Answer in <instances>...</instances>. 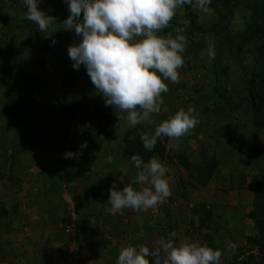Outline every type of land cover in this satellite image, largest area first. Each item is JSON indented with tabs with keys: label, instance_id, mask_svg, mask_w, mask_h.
I'll return each mask as SVG.
<instances>
[{
	"label": "rangeland",
	"instance_id": "obj_1",
	"mask_svg": "<svg viewBox=\"0 0 264 264\" xmlns=\"http://www.w3.org/2000/svg\"><path fill=\"white\" fill-rule=\"evenodd\" d=\"M213 2L203 12L193 0L162 30L174 37L190 18L206 29L185 30L181 80L165 81L169 91L151 116L158 123L192 106L199 123L178 143L161 136L163 156L130 149L125 156L124 139L136 148L156 123L130 126L127 113L105 106L85 67H72L67 48L81 38L62 26L65 0L38 4L57 18L43 33L25 18L24 0H0V264H115L122 247L153 250L170 233L177 245L219 249L220 264L260 263L246 239L256 232L248 218L258 191L252 180L264 175V126L253 125L248 103L250 78L264 70V34L254 27L262 21L248 7ZM90 97L93 104L77 106V98ZM79 151L78 159L65 158ZM133 155L167 165L172 195L147 211L109 214L114 181L117 190L141 187L133 183L139 170L125 158ZM179 156L194 166L212 162L210 182L191 178Z\"/></svg>",
	"mask_w": 264,
	"mask_h": 264
},
{
	"label": "clouds",
	"instance_id": "obj_2",
	"mask_svg": "<svg viewBox=\"0 0 264 264\" xmlns=\"http://www.w3.org/2000/svg\"><path fill=\"white\" fill-rule=\"evenodd\" d=\"M42 2L24 0L25 18L43 33L57 18L39 9ZM65 3L69 15L62 26L81 38L78 44L67 48L72 67L75 70L81 65L85 67L91 83L102 93L105 106H111L118 115L127 113L130 126L141 122L155 124L151 116L160 111L162 93L169 91L165 81L176 84L181 80L179 69L184 65L182 54L188 43L184 33L189 21L184 20V27L175 29L174 37L172 33L165 36L161 32L170 26L177 10L191 5L193 0H65ZM210 4L211 0H195L199 11L208 12ZM198 123L194 107L189 106L187 111L181 108L157 124L154 132L141 134L143 147L151 151L161 136L178 143ZM80 148H87V142ZM82 155V151L67 152L65 158L78 159ZM131 162L139 170L133 183L141 187L137 190L126 184L117 190L114 181L108 190L109 214L124 209L147 211L172 195L165 163L155 156L145 163L138 155H133ZM174 236L175 233H170L168 239L161 238L153 250L144 245L122 247L115 264H220L223 253L219 249L195 242L177 245ZM228 248L234 251L236 245L230 242Z\"/></svg>",
	"mask_w": 264,
	"mask_h": 264
},
{
	"label": "trees",
	"instance_id": "obj_3",
	"mask_svg": "<svg viewBox=\"0 0 264 264\" xmlns=\"http://www.w3.org/2000/svg\"><path fill=\"white\" fill-rule=\"evenodd\" d=\"M221 4L222 7H226L228 9L231 8V6L236 7H248L249 10L252 12L253 16L257 14L260 21H262V27H260V24L254 25V27L259 30L262 35L264 34V0H211V4L208 5L213 7L214 2ZM185 8H188V5L185 6ZM186 31L188 32H205L206 29L199 26L196 21L192 18L189 20V24L186 27ZM262 50H264V44L262 45ZM263 69H260L257 74L252 75L249 81V90H248V103L250 104L251 109V117L253 121V125L257 128H262L264 126V89L261 85H252L255 80H261L264 81V79H261L259 76V73L263 72ZM87 104L92 103L93 100L90 98H86L83 101L80 98H77V106L83 107L85 102ZM95 104V103H94ZM156 123L152 128L148 129L144 132H154V128L157 124ZM161 138H158L157 143L155 147L148 151L143 147V143L138 141L136 148H133L132 142H129L127 138L124 139V146L125 150L123 155L127 156L128 152H138L137 154H144V156L150 155L151 152H158L159 155L163 156V149H161ZM127 149H130L127 152ZM128 158L127 161L131 160V157H125ZM177 162L180 164V167L188 170L190 172L191 178L195 179L197 183L201 185H205L211 180L212 171L214 170V165L212 167V162L204 165V164H197V165H190L188 164L187 160L179 156L177 157ZM253 183L257 187L256 194L254 196V201L252 204V210L248 214L249 220H251L254 223L255 228V234L252 237H249L246 239L248 246L250 248L256 247L257 250L260 252L261 260L259 264H264V175H257L253 177Z\"/></svg>",
	"mask_w": 264,
	"mask_h": 264
}]
</instances>
